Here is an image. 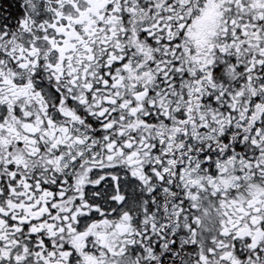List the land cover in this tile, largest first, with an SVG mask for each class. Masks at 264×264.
<instances>
[{"label": "snow or ice", "instance_id": "snow-or-ice-1", "mask_svg": "<svg viewBox=\"0 0 264 264\" xmlns=\"http://www.w3.org/2000/svg\"><path fill=\"white\" fill-rule=\"evenodd\" d=\"M0 264H264V0H0Z\"/></svg>", "mask_w": 264, "mask_h": 264}]
</instances>
